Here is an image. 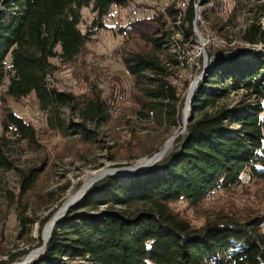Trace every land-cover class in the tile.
Masks as SVG:
<instances>
[{"label":"trees","instance_id":"obj_1","mask_svg":"<svg viewBox=\"0 0 264 264\" xmlns=\"http://www.w3.org/2000/svg\"><path fill=\"white\" fill-rule=\"evenodd\" d=\"M0 4V87L8 77L0 92V171L16 168L10 157L12 142H38L34 126L7 104L8 99L31 93L47 114L50 128L79 134L86 141L96 138V128L116 110L131 111L142 120L152 118L166 131L179 125L183 98L169 77L183 62L174 51L177 44L173 48L168 44L169 28L195 40L192 0L180 16L174 3L163 11L138 3L134 8L149 6L152 13L123 23L119 11L128 9L130 0H0ZM84 8L91 22L82 31L78 25ZM106 15L113 16V26L104 23ZM210 24L213 29L224 25L217 17ZM103 28L121 37L112 52L120 56L131 82L127 98L131 106L124 102L126 88L117 75L109 76L112 84L106 94L96 83L101 74L95 61L99 54L85 46ZM242 38L249 43L264 40V29L250 24ZM220 48L216 47L220 54L201 83L207 87H196L184 133L144 172L126 179L106 176L95 183L53 226L42 255L29 264L79 260L84 261L81 264H264V212L244 221L217 213L194 227L172 207L178 201L197 207L215 189L238 184L239 173L246 170L253 178L264 179V53L255 50L250 58H241ZM79 57L71 74L83 81L84 91L59 90L51 84L56 72L77 63ZM116 87L123 98L116 97ZM239 88L256 105L216 106ZM66 108L77 111L81 121L67 125ZM232 123L239 128L232 131ZM40 171L18 169L21 193L34 187ZM26 252L20 248L6 253L0 264L19 260Z\"/></svg>","mask_w":264,"mask_h":264},{"label":"rangeland","instance_id":"obj_2","mask_svg":"<svg viewBox=\"0 0 264 264\" xmlns=\"http://www.w3.org/2000/svg\"><path fill=\"white\" fill-rule=\"evenodd\" d=\"M188 1L130 0L129 8L119 11L120 20L122 23L133 21L135 18L152 13L149 6L134 8V5L138 3L149 4L160 11L174 3L175 7L179 9L180 16ZM192 1L196 14L193 27L195 40L191 41L189 35L181 33L182 31H178L176 28H169L171 42L168 44L171 48L177 44L174 51L179 53V58L183 62L176 68L175 73L169 77L183 98L178 126L166 131L155 124L152 118L142 120L138 119L131 111L116 110L106 124L96 128L98 131L96 138L92 141H86L79 134H62L50 128L47 114L37 106L33 93L18 100L8 99L7 104L13 112L34 126L38 142L36 145H26L25 142H12L10 144V157L16 168L0 171V252L5 253L0 254L2 258L6 257V253H13L20 248L27 249L21 259L13 261L19 262L24 260L27 253L39 246L45 222L66 199L68 192L74 191L80 186L82 177L85 174H90L98 169L133 164V162L159 151L173 136L177 138V136L183 134L185 130L182 124L184 100L195 79L198 82L196 87L204 81V76L211 69L215 57L220 54L216 47L221 46L220 49L223 50V53H237L241 58H250L252 51L255 50L264 53V40L255 42L257 46L253 50L251 46H248L247 43L249 42L242 38L243 31L250 24H254L259 30L264 29V0H255L249 4H236L233 0ZM1 9L2 5L0 4ZM216 17L220 18L224 24H222L221 29H213L210 24V20ZM90 22L91 14L89 10L87 8L82 9L81 21L78 27L85 31ZM105 24L113 26V16L112 22ZM200 37L206 39L207 42L202 46V49H200ZM93 38L95 41L88 42L85 48L99 54V57L95 60L97 66L101 69V74L96 80L98 88L106 94L109 90L108 86L112 84L108 82L112 80L109 79V76L117 75L121 80V84L126 88V100L124 102L127 107L131 106L127 100L130 94L131 82L127 71L121 64L120 56L112 52L121 41L120 35L113 30L103 28L96 30ZM209 44L211 47L206 48ZM6 60L8 65V57ZM79 60L80 57L76 60L77 63H69L64 69L56 72L52 77L54 82L51 81V84H55L61 90L74 91L75 93L84 91L83 81L71 74ZM7 83L8 77L6 76L0 87V92L5 89ZM201 85L207 87L204 84ZM114 93L118 99L123 98L119 88L116 87ZM255 103L253 97L247 98L245 90L239 88L221 98L216 106L223 105L227 109H236L238 105H256ZM190 109L189 104L188 116ZM1 110L0 106V117ZM36 111H39V117L35 114ZM64 117L68 122L67 125L81 121L77 111H71L67 108L64 109ZM229 127L232 131L239 128L234 123L230 124ZM1 131L0 124V133ZM130 140V145H126L125 143ZM148 151L152 152L147 153ZM28 167H35L41 169V171L34 187L25 193H21L18 169ZM106 176L111 175H105L91 182L81 195V199L87 190ZM115 177L126 179L130 176ZM242 178L243 181L238 180L236 185L232 184L215 189L197 207L188 206L184 201H178L172 207L194 227H200L211 220L212 215L217 213H220L221 217L226 216L239 221L249 220L252 216L264 212V179L253 178L247 170L243 172ZM73 206L68 207L63 216ZM104 207V205H100V209ZM45 216L47 218L40 225L39 221ZM24 218L31 219L32 222L23 223L22 219ZM44 248L30 261L42 255ZM76 263L81 264L84 261L79 260Z\"/></svg>","mask_w":264,"mask_h":264},{"label":"bare ground","instance_id":"obj_3","mask_svg":"<svg viewBox=\"0 0 264 264\" xmlns=\"http://www.w3.org/2000/svg\"><path fill=\"white\" fill-rule=\"evenodd\" d=\"M110 21L112 22V16L106 15L104 17V22L105 23H111ZM255 47L256 46H251V49L255 50ZM51 80H52V78L49 79L50 82H51ZM197 83L198 82L196 79L192 82L191 87L187 93L185 100H184V104H183V108H182V122L184 121V119L187 115V112L189 109L188 107L190 104V97H191V94H194ZM59 90H61V89H59ZM169 142H170V139L167 141V143H165L162 146V148L165 147ZM147 163H148V159H147V157H144V158H141V159L133 162V164H131L130 167L121 168V169H119V171H121V172L140 171L146 166ZM107 170H108L107 168L106 169H98V170H96L90 174H85L82 177V182H81L80 186L76 190L68 192L66 199L57 208V210L54 212V214L45 222L43 229H42V232H41V239H40L41 242H40L39 246L36 247L35 249L31 250L29 253H27L25 255L24 259L31 260L36 254H38L40 251H42V249L44 248V246L46 244V241L49 238L50 231H51L53 225L55 224L56 219L66 212V210L68 209V204L77 200L83 194V192L87 189V187L90 185V183L95 181V180H98L101 177H103V175L107 172ZM239 175H240V173H239ZM239 175H238V177H239ZM126 176H128V175H126Z\"/></svg>","mask_w":264,"mask_h":264},{"label":"water","instance_id":"obj_4","mask_svg":"<svg viewBox=\"0 0 264 264\" xmlns=\"http://www.w3.org/2000/svg\"><path fill=\"white\" fill-rule=\"evenodd\" d=\"M193 96H194V94H191L190 102L193 99ZM188 117L189 116H188V112H187V115H186V117H185V119H184V121L182 123L184 127H185V124L187 123ZM175 138H176V136H173L172 138H170V142L165 147H163L161 150L155 152L151 156H148L147 157L148 163L146 164V166L142 170H140V171H129V172H121V171H119V169H121V168L130 167L131 166V164H130V165H124V166H120V167L107 168L108 170L103 176H105V175H111V176H126V175H128V176H131V175H134L135 173L144 172L145 170L150 168L154 163H156L158 160H160L162 155L169 149V147L171 146V144L173 143ZM80 199H81V196L77 200H75V201L71 202L70 204H68V207L73 206L75 203L80 201ZM62 216H63V214L56 219V222L60 221ZM29 261H30L29 259H24L22 261L12 262V263H9V264H28Z\"/></svg>","mask_w":264,"mask_h":264},{"label":"built area","instance_id":"obj_5","mask_svg":"<svg viewBox=\"0 0 264 264\" xmlns=\"http://www.w3.org/2000/svg\"><path fill=\"white\" fill-rule=\"evenodd\" d=\"M184 6H185V3H184ZM144 14H143V11H142V16H143ZM131 21V20H130ZM111 22V21H110ZM194 23H195V19L193 20V22H192V26L194 27ZM201 38V48L200 49H202L203 47V45L205 44V43H207L206 42V39H204V38H202V37H200ZM215 43V42H214ZM248 44V46H257L256 45V43H247ZM250 44V45H249ZM74 92V91H73ZM35 114L38 116L39 115V111H36L35 112ZM39 117V116H38ZM244 172V171H243ZM243 172H241L240 173V175H239V177H238V180H240V181H243L242 179V177H243Z\"/></svg>","mask_w":264,"mask_h":264}]
</instances>
